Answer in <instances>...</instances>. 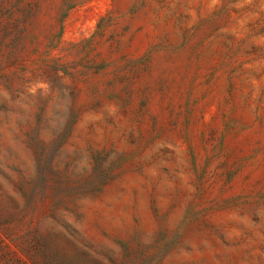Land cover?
I'll list each match as a JSON object with an SVG mask.
<instances>
[{
	"label": "rangeland",
	"instance_id": "obj_1",
	"mask_svg": "<svg viewBox=\"0 0 264 264\" xmlns=\"http://www.w3.org/2000/svg\"><path fill=\"white\" fill-rule=\"evenodd\" d=\"M0 264H264V0H0Z\"/></svg>",
	"mask_w": 264,
	"mask_h": 264
}]
</instances>
